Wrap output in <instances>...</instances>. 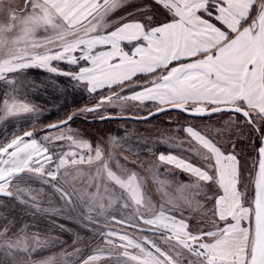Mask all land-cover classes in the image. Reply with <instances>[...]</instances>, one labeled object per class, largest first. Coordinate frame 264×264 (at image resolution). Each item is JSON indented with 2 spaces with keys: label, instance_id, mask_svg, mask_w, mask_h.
Returning <instances> with one entry per match:
<instances>
[{
  "label": "snow or ice",
  "instance_id": "snow-or-ice-1",
  "mask_svg": "<svg viewBox=\"0 0 264 264\" xmlns=\"http://www.w3.org/2000/svg\"><path fill=\"white\" fill-rule=\"evenodd\" d=\"M126 4L0 0L7 14L0 22V122L38 111L20 94L18 76L27 69L66 77L89 94L108 90L94 107L48 124L42 139L25 130L0 140V197L54 218L65 232L57 221L74 212L93 238L74 235L64 253L73 264H264V0H145L128 13L133 19L116 15ZM127 102L150 105L145 120L171 111L240 116L261 141L254 195L243 190L235 144L225 151L216 136L188 123L181 126L187 147L164 141L185 154L160 152L155 166L193 179L173 193L174 180L152 174L162 201L154 202L145 176L112 151L119 138L94 143L71 128L84 112L120 118L100 109ZM36 182L62 206L42 207ZM31 228L0 217V264H57L38 255L59 241Z\"/></svg>",
  "mask_w": 264,
  "mask_h": 264
},
{
  "label": "rangeland",
  "instance_id": "rangeland-1",
  "mask_svg": "<svg viewBox=\"0 0 264 264\" xmlns=\"http://www.w3.org/2000/svg\"><path fill=\"white\" fill-rule=\"evenodd\" d=\"M145 0H127L124 9L120 10L116 15L127 16L128 19H133L128 16V13H135L139 7L144 4ZM14 6L23 3V0H12ZM135 19H141L140 16H135ZM159 19H163L162 16ZM0 22H7V14L0 13ZM59 67L62 70H69L72 66L60 63ZM18 83L21 85L20 94L26 102L35 106L38 111L31 114H25L20 117L10 118L4 122H0V140L10 138L13 134H22L25 130H34L38 139H42L43 130L50 123L58 122L65 119L67 115L77 112L83 108H90L99 102V97L108 94V90L104 89L95 94H89L81 88H73L68 78L49 73L43 69H27L18 76ZM5 86L0 83V96L3 95ZM150 105H139L136 102H127L121 106L103 105L100 112L112 116H134L143 117L147 115V110ZM73 108V109H72ZM222 113L205 118H192L184 115L181 112H168L163 115L154 117L147 121L134 120H107L103 121L96 113H81L71 122V128L77 130L82 136L90 139L94 143L104 138L117 137L120 140L119 146L112 149L116 157L121 163L136 169L147 180L146 190L153 198L154 202H162L161 194L157 191V186L152 181V174L159 176L161 180H174V183L168 187L169 192L175 193V188L179 183L193 179L186 173L179 172L176 169L165 171L162 165H159L157 170L155 157L160 152H175L177 154H185L181 149L175 148L170 142L164 141L168 138L184 140V147H187L185 134H181L182 125L188 124L189 121L196 122L200 129L209 135L216 136V139L224 145L225 151L228 150L229 140L227 136L216 135L211 129L220 131L230 130L236 137L241 135L238 128H234L233 124L227 126L225 122L219 125H211L212 120H216ZM217 123V122H216ZM227 128V129H226ZM252 136L251 153L254 155V165L257 164V148L261 141L258 135L250 130ZM235 137V138H236ZM239 156L240 164H242L243 172H241V181L244 185L243 190L251 198L254 195L253 180L257 167H253V172L249 173V156H242V150L239 147L235 148ZM257 153V154H256ZM151 170V171H150ZM172 170V171H171ZM36 188H43L42 207L52 208L61 207L62 202L59 200V195L51 188L42 186L38 182L32 185ZM66 212L69 210L65 209ZM74 212L69 213L64 218L57 221L63 224L70 231H61L53 226L52 219L43 213H33L30 209L24 208L18 202L9 198L0 197V217L14 220L19 224L31 225V231H38L43 236L45 234L52 237L53 240H58V243H50L49 246L43 249L38 258L45 259L54 257L57 264H73L71 259H65L64 253L71 251V245L75 234L80 237L91 240L92 233L86 230L82 224L75 218Z\"/></svg>",
  "mask_w": 264,
  "mask_h": 264
},
{
  "label": "crops",
  "instance_id": "crops-1",
  "mask_svg": "<svg viewBox=\"0 0 264 264\" xmlns=\"http://www.w3.org/2000/svg\"><path fill=\"white\" fill-rule=\"evenodd\" d=\"M187 121H189V123L197 126L196 122L194 121H190L186 118H183ZM235 122V124L238 125V130H240L242 133L240 136L236 137L234 134H232V132H230V130H228L227 128V134H224V136H227L226 139L229 140V146H228V150H232V144L234 143L235 144V148L239 147V149L242 150V153L241 155L243 156H246L248 157L249 156V166H248V169H249V173L253 172V167H254V155L251 153V150L250 148L252 147V143L254 140H252V136L250 134V129H249V126L247 124H245L242 120V118L240 116H238L237 114H224V116H220L219 118H216V120H212L210 123L211 125H219L221 122H225L227 124V126H231V124H233L232 122ZM217 122V123H216ZM199 128V126H197ZM203 130V129H202ZM219 130V129H218ZM211 131L216 134L213 129H211ZM223 132V131H221ZM181 134H185L184 132H181ZM217 135V134H216ZM236 137V138H235ZM219 140V139H217ZM225 150V149H224ZM162 152H165V151H162ZM236 152V151H235ZM237 154V152H236ZM257 154V153H256ZM238 158L240 156V154L238 155ZM241 163V162H240ZM242 165V164H241ZM164 170L166 169V166L162 165ZM170 169H173V168H168L167 170L165 171H170ZM172 171V170H171ZM241 172H243V169H242V166H241Z\"/></svg>",
  "mask_w": 264,
  "mask_h": 264
},
{
  "label": "water",
  "instance_id": "water-1",
  "mask_svg": "<svg viewBox=\"0 0 264 264\" xmlns=\"http://www.w3.org/2000/svg\"><path fill=\"white\" fill-rule=\"evenodd\" d=\"M92 107H94V106H92ZM91 108V107H90ZM171 112H173V111H171ZM176 112H178V111H176ZM168 113V112H167ZM226 113V112H225ZM163 114H165V113H161V114H159V115H157V116H160V115H163ZM184 114V113H183ZM218 114H222V113H218ZM218 114H214V115H218ZM230 114V113H229ZM231 114H234V113H231ZM184 115H186V116H188L187 114H184ZM157 116H153L152 118H154V117H157ZM213 116V115H212ZM118 117H120V118H116V119H103V121H107V120H116V121H120V120H134V121H147V120H150V119H152V118H150V119H147V120H145V119H142V117H134V116H118ZM129 117H131V118H129ZM144 117V116H143ZM188 117H190V116H188ZM193 118V117H192ZM196 118H205V117H196ZM257 153H258V151H257Z\"/></svg>",
  "mask_w": 264,
  "mask_h": 264
},
{
  "label": "trees",
  "instance_id": "trees-1",
  "mask_svg": "<svg viewBox=\"0 0 264 264\" xmlns=\"http://www.w3.org/2000/svg\"><path fill=\"white\" fill-rule=\"evenodd\" d=\"M102 108V107H101ZM73 109V108H72ZM163 151H165V150H163ZM257 156H258V154H257Z\"/></svg>",
  "mask_w": 264,
  "mask_h": 264
}]
</instances>
